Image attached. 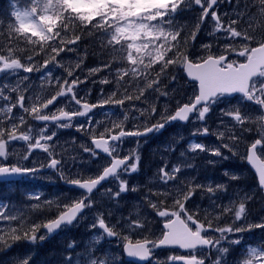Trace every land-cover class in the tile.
Returning <instances> with one entry per match:
<instances>
[{
	"label": "snow or ice",
	"instance_id": "6c2138e0",
	"mask_svg": "<svg viewBox=\"0 0 264 264\" xmlns=\"http://www.w3.org/2000/svg\"><path fill=\"white\" fill-rule=\"evenodd\" d=\"M218 0H28L30 7L20 9L13 4L14 11L11 16L15 18V24L9 25V35L12 31L20 36L29 45L39 44V51L35 49L27 50L29 54L24 57L22 62L21 57L15 53L18 51L23 54L26 49L7 47L0 48V75L10 74L18 75L19 70L24 73H32L34 70L40 72L41 69H47L49 63L58 62L56 57L65 50V46L76 44L81 39V35H93L100 33L107 37V45L111 46L115 52L121 53V56L114 59H126L132 67L118 68L116 80L117 89L111 95L102 100L99 104H89L84 101L83 97L79 99L73 88L77 86L78 81L72 80L71 83L67 79L60 84L59 90L50 98H43L39 95L25 106V95L20 91L19 84L10 89L11 92H18L15 102L9 103L5 107H0V158L7 160L9 156V146L12 141H25L27 144L26 154L22 157L28 159L32 150L42 149L49 154L50 161L47 167L60 171L61 178L65 179L70 185L78 186L80 189L86 190V193L72 203L63 204L54 219L48 220L43 224L46 230L45 235H40L39 240L43 241L45 236H51L57 230L62 228H70L74 223H78V217L85 209H91L94 206V200L91 194L97 186L106 181L109 177L120 180V175L130 174L138 170L140 156L133 151L131 154L120 158L119 144L122 143L124 137H141L147 136L149 133L159 132L164 129L166 124L173 121L187 122L190 116L195 114V119L204 121L212 107L219 103H224L228 97L239 94V103L251 102L259 106L262 113L256 120L250 116L242 114L239 104L233 108L224 111L223 114L231 117L237 125L243 126L246 123H257V132L259 138L255 139L247 148L246 159L252 163L259 174V185L264 188V161H261L257 155L259 150L264 153V35L255 36L249 35L246 30H237L234 25L237 20H229L227 25L221 21V17L217 15L214 6ZM262 7L260 12L264 14V0H259ZM231 3V0H229ZM193 6H199L201 15L195 25L194 30L185 33L181 37V27L174 24L177 11L183 12ZM215 21V31L223 29L227 33V38L231 41L226 43L223 50L217 49L218 54H213L211 49L213 45L208 44L203 47L207 49L205 55L200 56L195 61L189 59L187 45L189 40H195L196 32L199 25L204 22L209 16ZM35 38V39H34ZM239 38V40H237ZM123 42V43H122ZM240 46L237 47L236 44ZM116 46H119L117 48ZM73 49L69 48L68 51ZM6 51V54H5ZM44 53L45 59L42 63L34 64L33 56ZM135 53V55H134ZM235 55L242 57L243 62L236 59H229V56ZM155 65H160L155 71V76L152 77V69ZM110 65H105L109 67ZM169 66L183 67L187 75L198 83L196 94L190 99V102L179 105L171 114L167 113V109L160 115L159 120L148 126L144 124L143 130L125 131L123 121L128 120V115L123 116V121L112 123L111 127H104L99 133V138L90 132L92 143L95 149L102 150V153L109 157V165L104 167L102 172L94 178L89 177L68 179L63 171L58 169L61 165V160L55 158L53 152L49 151L47 141H52L56 135L52 132L50 135H44L46 128H41L36 133L38 138L33 141L32 127L29 125L26 130L23 129L27 124L24 116L21 115L15 119L12 116L13 110L19 107L23 113H28L32 119L43 122H53L55 126L68 128L72 126V119L75 117H88L86 124L88 128H92V120L89 113L97 107H103L107 104L124 105L125 101L133 99L139 100L144 95L145 89H153V85H157L154 90L160 92L161 95L167 96L168 92H161L160 76L169 68ZM79 67V65H77ZM98 69H92V72ZM68 76H72V70H67ZM46 76H51V71L45 73ZM125 76H130L129 81L121 83ZM152 77V78H150ZM140 78L144 80V87H139ZM28 80L27 76L22 78ZM175 80V76L171 77ZM132 81H136L139 95H133L128 92V86ZM82 83V81H80ZM103 83H108L104 80ZM65 85L67 89L65 90ZM7 85H0V100L8 101L9 96L5 95ZM123 89L120 96L117 97V92ZM26 91V89H25ZM135 91V89L133 90ZM68 97L69 102H74L79 108L72 111H64L57 108L51 114L45 113L43 110L49 109L50 105H54L58 97ZM140 115H145L147 111L149 116L156 114V106L153 104L149 109L138 110ZM9 121L8 126H5L4 121ZM19 120V123H16ZM67 121L66 123H60ZM99 124V122H97ZM116 128L119 132L112 134ZM78 130H87L85 124H80ZM244 131H252L251 128L243 129ZM202 134H208L209 129L204 127L199 130ZM230 135L228 139L233 144L239 140L232 129H228ZM107 134V138H106ZM195 135V133H194ZM224 133L220 132L218 138L223 139ZM45 141V143H41ZM110 142L111 145H110ZM192 151H208L213 156L228 159L223 155L221 148L227 149L233 155H236L235 149L229 143H222L216 148H207L202 143H190ZM95 149L84 148L85 152H91L92 156H97ZM115 153V155H113ZM183 155V153H181ZM129 160L133 162L128 163ZM215 163V161H209ZM186 167H194L192 164H187ZM167 165L159 169V180L162 184L167 185L169 181H176L177 174L181 172L179 164L174 165L170 170H166ZM36 167H25L20 165H10L0 162V178L7 180L13 176H24L37 173ZM225 175H228L227 170ZM231 179H238L236 175H232ZM128 184L125 180H120L119 190L115 193L111 189H107L108 193L113 198H117L121 193L128 191ZM136 191L135 188L131 189ZM197 190L215 196L218 190H225V185L217 184H200L193 183L191 180L185 185H173L171 190L166 189L164 192H151V196H163L165 199L172 198V204L169 207H164V200L157 202L149 201V206L156 210L159 217H166L167 220L163 224V229L159 238L152 240L144 238L133 242L128 236L123 235L120 231L115 230L116 224L106 222L103 213L98 214L93 224L92 229L102 230L94 234L89 240L90 247L86 249L89 259L86 264H122L116 255L108 253L103 258L95 256L96 251H103L97 246L102 245L108 238L120 237L123 243V252L129 258H139L141 261L155 260L154 250L161 247L178 246L180 249L192 250L189 255L169 256L168 261H183L184 264H205L206 259H211L213 249L217 255L211 264H226V257L229 253V248L233 245H240L243 237L230 239L231 235L236 233L250 232L255 229H264V219L259 223H251L247 220L245 200H250V196H245L237 204L231 202L229 206H225L211 219L207 215L203 221L197 219L198 213H189L185 207L187 201L196 193ZM37 201L40 200V195L36 194L32 197ZM53 201H45V206H52ZM6 205L0 202V220L18 221V227L11 228L8 233L0 235V247L8 244V240L19 241L25 239L32 244L37 242V232L41 225L36 223H28L26 217H18L14 215H5L3 209ZM33 209L41 208L40 204L31 206ZM57 208L61 206L56 205ZM169 208L176 209L170 211ZM162 209V210H161ZM229 213L232 214V223L225 226H214V221L219 220ZM136 219H131L129 216L127 228L129 230L144 228L139 213H134ZM239 221L244 223L237 224ZM209 232L218 233V238L208 235ZM221 241H227L229 247H222ZM68 249H75L76 242L71 241L67 245ZM207 249L208 256L198 258L194 254L197 249ZM246 253L245 258L238 264H264V242L256 245L247 244L244 247ZM20 264H29L28 258H25ZM66 264H81L80 259L73 261L71 255L66 257ZM156 264H159L156 261Z\"/></svg>",
	"mask_w": 264,
	"mask_h": 264
},
{
	"label": "trees",
	"instance_id": "16d2710c",
	"mask_svg": "<svg viewBox=\"0 0 264 264\" xmlns=\"http://www.w3.org/2000/svg\"><path fill=\"white\" fill-rule=\"evenodd\" d=\"M13 4L20 9L30 7L28 0H0V48H5V50L7 47L26 49L23 54L18 51L15 53L24 62V57L29 54L27 50L35 49L39 51L40 45L27 44L23 36L16 34L14 31H12L11 36L9 35V25L15 24V18L11 16V12L15 10ZM261 7L262 5L259 0H231V3H229V0H219L216 10L217 15L221 17V21L225 26L229 20H237V24L234 25L237 30H246L249 35L259 37L264 35V14L260 12ZM200 15L201 10L199 6L185 9L183 12L177 11L174 24L181 27V37H184L185 33L194 30ZM209 17L210 13L204 22L199 25L195 40H189L187 45L189 59L193 61L206 54L207 49L203 47L204 45H213L211 49L212 53L218 54V48L223 50L224 45L231 42L223 29L220 32L208 30V19L214 26V30L216 27L215 21ZM215 32L223 35V38L219 37ZM107 39V37L100 33L81 35V39L76 44L66 45L65 50L56 57L58 64L56 62L49 63L47 69H41L40 72L34 70L32 73H24L22 70H19L18 75L9 74L12 76V79H8V82L4 84L0 82V85H7L5 95L9 96V100H0V107H5L9 103L15 102L18 92H11L10 89L17 86V84H19L22 94L25 95V106H29L37 95L41 96L42 99L50 98L60 88V84L57 83L58 79L61 83L65 79L69 83L72 80H77V86L73 88V91L76 92L78 99L83 97L84 101L89 104H99L102 100L107 99L117 89V69L132 67L126 59H114V57L121 56V53L115 52L111 46H108ZM236 46L239 47L240 44L237 43ZM116 47L119 48V46ZM69 48L73 50L68 51ZM229 57L240 62L242 60L241 57H237L234 54ZM43 59H45L44 53L34 55L33 63H42ZM106 64L110 66L105 67ZM159 67L160 65H155L151 70L152 77L155 76V71ZM92 69L98 70L92 72ZM49 70L51 71V76H46L45 73ZM67 70H72V76H68ZM24 76H27L28 80H23ZM172 76H175V80L171 79ZM129 79L130 76H125L121 83L129 81ZM104 80H107L108 83H103ZM144 83L143 78H140L139 87H144ZM156 87L158 86L153 85V89H145L144 95L139 100H126L122 106L107 104L93 109V112L89 116L92 120V128L87 127L86 120L88 117H86L80 122L85 124L87 130H78V124L71 129L58 131L53 137V144L49 146V151L53 152L55 158L61 160V170L65 177L68 179L94 178L102 172L104 167L109 165L108 159L102 158L99 155L94 157L91 152L84 151L85 147L93 149L91 143L92 136L89 135L90 132H94L98 138L99 133L103 131L104 127H111L112 123L123 121L125 114L129 117L127 121H123L125 131L136 130L138 127L139 130H143L142 126L144 124L151 126V124L156 123L165 109H167V113L165 114H171L179 105L189 102L194 96L191 93L192 86L187 83L184 75V68L180 66H169L165 73H162L160 76L159 87L161 92H168L167 96L156 92L154 90ZM66 89L67 85H65ZM134 89L135 91H133ZM122 91L123 89L121 88L117 92V97L120 96ZM128 92L133 95H139L136 81H132L128 86ZM58 99L59 101H64L63 96L58 97ZM231 101L239 102L240 98H235ZM153 104L157 110L154 116H149L147 111L145 115H140L138 110H147ZM241 104L243 105L242 114L250 116L253 120H256L262 114L256 106L247 103ZM76 106L78 105L70 103L68 99L66 100L67 111L70 109L74 110ZM21 115L27 121V124L21 130H26L32 122V117L28 113H23L19 107L13 110L12 116L14 119ZM0 119H4V117L0 116ZM205 119L206 124L209 125V132L208 134L201 133L200 136L197 135L196 139H199L200 143L205 145V147H209L212 144L216 148L222 143H229L236 149V155H233L227 149L221 148L223 155L228 154L229 158L220 160V158L211 155V161H215V163H207L204 161L206 156L204 151L200 152L199 155L189 153L186 147L187 143H190L194 139V137L190 136V130L188 129L190 125L166 124L162 133L157 135L154 133L147 140L137 137H124L122 139L124 150L130 153L135 151L140 156L138 170L122 175L123 180L127 181L129 190L121 193L119 197L113 198L107 189H111L112 193L118 191L121 179L119 181L113 179L107 185H103L99 191L92 195L94 206L86 210L85 215L79 223L70 228H65L57 237L51 240H48L46 236L43 241L39 240L40 235H45L43 224L50 219H54L58 212L62 210L63 204H70L81 198L84 194L67 188L66 184L68 183L65 179L61 178V174L56 176V180L53 179L50 175L53 171L56 172L57 170H49L50 172L48 173L37 172L32 174L35 175L34 179L29 180V177H27L15 184L0 183V202L6 205L3 209L5 215L23 216L27 218L29 224L34 222L41 225L40 230L37 232V242L35 244L25 239L19 241L8 240L7 245L0 247V264H20L25 258H28L29 264H66V257L69 255L73 257V261L76 259L87 260L89 257L86 249L90 247L89 240L94 234L100 232L98 228L92 229L90 226L93 224L95 217L100 213H103L106 222L110 226L116 224L117 228L115 230L120 231L123 235L126 234L133 242L144 238L155 240L160 237L163 231L162 224L165 222L166 217H159L156 210L149 206V201L158 203L160 200H164V207H169L172 204V198L168 197L165 199L163 196H151V192H164L166 189L171 190L173 185L181 183L186 185L190 180L194 184L200 183L206 185L211 183L213 186L223 184V180H226L223 176L226 175H220V171L223 170V166L225 165L227 167L232 166V171L240 173L239 179L230 178L231 180L228 182V195H223V192L218 190L215 196H211V194L197 190L191 199L187 201L185 207L189 213H198L197 219L203 221L205 215L211 219L223 207L229 206L231 202L235 201L238 204L242 199L229 195L235 194L236 188L248 184L249 188H253L254 191L248 195L251 199L244 201L247 205V220L251 223L261 222L264 219V195L258 188L254 175L245 165L244 159L248 146L255 139L259 138L257 123H246L242 127L234 123L235 128L232 131L239 137V140L233 144L228 139L229 132L224 133L223 140L218 138L216 126L219 124L213 110L208 113ZM4 123L7 127L9 121L5 120ZM16 123H19V120H16ZM203 128L197 124L194 131H199ZM246 128H251L252 131H244L243 129ZM119 130V128H116L112 134L119 132ZM205 135H209L208 139L204 138ZM11 143L15 145L20 143L22 155L26 154L27 142L12 141ZM183 151L184 153L181 155ZM37 154L36 152L28 157L31 158ZM19 161L21 163L25 162L22 159H19ZM49 161V154L42 152L35 167L39 170H44L46 167L41 166L47 165ZM189 163L194 165V167H186ZM177 164L181 166V172L177 174L176 181H169L167 185L162 184L159 180V169L167 165L166 170H170ZM57 173H60V171H57ZM133 188L136 191H132L131 189ZM36 194L40 195L39 201L32 199ZM45 201H53L54 203L52 206H45ZM34 204H40L41 208L33 209L31 206ZM57 204L61 207L57 208ZM169 210L174 211L176 209L169 208ZM134 213H139L144 223V228L134 230L127 228L129 216H131V219L137 218ZM213 223L214 226L221 227L230 224L232 223V214L229 213L223 216L219 222L214 221ZM241 223H244V221L237 222V224ZM14 227H18V221L0 220V235L8 233ZM255 230L257 229L254 228L250 233H254ZM208 235H214L211 237L216 238L219 236L215 232H209ZM71 241L76 242L75 249L67 248V245ZM120 241L124 242L120 237H115L112 243L106 239L102 245L97 246L98 248H102L103 251H96L95 256L103 258L105 254L111 253L114 250V254L121 257ZM231 247L233 251L238 248L237 245ZM214 251L213 249L211 259H208L206 264H211V260H214ZM174 255L178 254L173 250L161 251L156 254L154 262L150 264H156V261L159 264H173L167 260L160 261L158 258H167V256ZM206 256H208L207 251ZM121 262L122 264H127L124 261L123 255Z\"/></svg>",
	"mask_w": 264,
	"mask_h": 264
},
{
	"label": "rangeland",
	"instance_id": "374dc122",
	"mask_svg": "<svg viewBox=\"0 0 264 264\" xmlns=\"http://www.w3.org/2000/svg\"><path fill=\"white\" fill-rule=\"evenodd\" d=\"M214 10H216V8ZM216 12H217V10H216ZM210 17H211V13H210ZM207 24L209 25V27H208L209 29L208 30L215 31L214 30V26L212 25V23L210 22L209 19H208ZM215 34H217V33L215 32ZM217 35L219 37L223 38V35H221V34H217ZM241 62H243V58H242ZM0 77H1L0 78L1 84H4L5 82H8V79H12V76H10L9 74H3V75H0ZM196 91H197L196 86L192 85L191 93L193 95H195ZM63 98H64L63 99L64 101H59V99H58L57 101L54 102V105H50L49 109H46L44 112L48 113V114H51V112L56 111L57 108L63 109L64 111H67L66 110L67 109L66 100L68 99V97L63 96ZM72 104H75V103L72 102ZM238 104H239L240 110H242L243 109V105L241 103H239L237 101L233 102V101H231V99L227 98L224 103H219V104H216V105H214L212 107L211 111L213 110V112L217 116V122L219 124L218 126H216L217 127V134H219L220 132L227 133L228 129H234L235 128L234 123H236V122L231 117L224 115L223 112L227 111L230 108H233L234 106H237ZM76 108H79V106H76ZM215 110H216V112H215ZM68 111H71V109L68 110ZM83 118H86V117H83ZM205 120L204 121H200V120H197V119L193 118L192 123H191L190 127L188 128L190 130V136L192 138L194 137V140L192 142H190V143H199V142L195 141L196 136L197 135L198 136L201 135V132L194 131V129L196 128L197 124H199V126H201V127L209 128V125L206 124ZM60 123H66V122H60ZM71 123H72V126L68 127V128L57 127L55 125L51 126V128H52L53 132L54 131H63V130L71 129L75 125L82 124V122H80L79 118L76 119V120H73ZM30 126L32 127V133H31V135L33 136V141L32 142H34L35 138H38L36 136V133L42 127L39 126V121H36L34 119H32V122H31ZM43 128L51 130V128L48 127V126H43ZM194 133H195V135H194ZM44 135H49V132L48 133H44ZM208 137H209V135H205L204 136V138H207V139H208ZM258 137H259V134H258ZM27 143H29V142H27ZM190 143H187V146H186L188 152L193 154V155H195V154L199 155L200 152H202V151H200L198 149L195 150V151H192L190 149V147H189ZM122 144L124 146V143H122ZM207 148H215V147H214V145L210 144L209 147H207ZM36 152L38 153L37 155L32 156L31 158L28 157V159L25 160V159L22 158L24 155H22V150H21L20 143H18V145L17 144L15 145V144L11 143L10 146H9V156H8V158H13L17 162H18L19 159H22V160H25V164H24L25 167H30V165H34V167H35V165L39 161V157L41 156L42 152H44V151L42 149H34V150H32L31 154L36 153ZM125 153H126V155L131 154L128 151L125 152ZM182 153H184V151ZM204 153L206 154L204 161H206L208 163L209 161H211V155L212 154L210 152H208V151H204ZM224 155L229 158L228 154H224ZM218 158H220V160H223L221 157H218ZM227 172H228V175H226L227 177L223 176V177L226 178V180H223V185H225V190H220L221 192H223V195H228V193H227V191H228V182L231 180L229 174L230 175H236V176L240 175V173H237L236 171H232L231 172V171L228 170ZM220 175H225V171L221 170L220 171ZM43 176H45V175H43ZM120 176H121L120 179L123 180L122 175H120ZM235 191H236L235 194L229 195V196H234V197L237 196V197H240L242 199L245 196H248L254 190H253V188H249L248 184H245L243 187L236 188ZM124 235H126V234H124ZM211 236H214V235H211ZM240 236H242L244 239H243V241L241 242L240 245H237L238 248L235 251H233L232 247L229 248V253L227 254V257H226V264H238V262H242L243 259L246 256V253L244 252L245 245H247V244L256 245L257 243L264 242V229H257V230L254 231V233H250V232H247V233H236L234 235H231L230 239H235V238H238ZM113 240H115V237L110 238V242L111 243L113 242ZM123 243L124 242L120 241V245L121 246L123 245ZM221 246L222 247H229L227 241H221ZM155 250H154V253H156V251L159 253L158 250H156V251ZM111 254L116 255L117 258L121 261L122 255L120 257L119 255L114 254V250L111 251ZM195 255H197L198 258H202V257L206 256V251L200 250L199 252H196ZM216 255H217V252L215 250L214 253H213L214 259L216 258ZM175 256H179V255H175ZM155 258H156V256H155ZM158 259H160V261H166V260L168 261V256H167V258L166 257H162V258H158ZM87 260H83V259L80 260L81 264H86ZM207 261H208V259L205 260V264L207 263ZM152 262H154V261H152ZM168 262H170V261H168ZM175 262L176 261L170 262V263L174 264Z\"/></svg>",
	"mask_w": 264,
	"mask_h": 264
},
{
	"label": "water",
	"instance_id": "95a60500",
	"mask_svg": "<svg viewBox=\"0 0 264 264\" xmlns=\"http://www.w3.org/2000/svg\"><path fill=\"white\" fill-rule=\"evenodd\" d=\"M218 3V2H217ZM216 6V5H215ZM214 6V7H215ZM184 74H185V77L187 78V80H188V82H190V83H195L196 84V86H197V88H198V83L197 82H195V81H193L188 75H187V73H186V71L184 70ZM235 97H240L239 96V94H235V95H233L232 97H229V98H235ZM247 103H251V102H247ZM91 113H89V115H90ZM194 115V114H193ZM193 115H191L190 116V119H189V121H187V122H183V121H173V122H171L170 123V125H175V124H181V125H187V124H189V122H190V120H191V118L193 117ZM74 119V118H73ZM61 122H67V121H61ZM161 131H163V129L162 130H160V132ZM154 133V132H153ZM153 133H149L147 136H141V137H139V138H142V139H145V138H148V137H150ZM110 143H112V142H110ZM92 145L94 146V149H95V145L92 143ZM258 149H259V147H258ZM95 151L98 153V154H100V155H102V156H104V157H106V158H109L108 156H107V154H104V153H102V150H99V149H95ZM248 154V153H247ZM257 155H258V151H257ZM258 157H259V159L261 160V161H263L261 158H260V156L258 155ZM131 162V160H129L128 161V163H130ZM246 164L249 166V168L251 169V171L254 173V175L256 176V178H257V181H258V185H259V174H258V172L256 171V168L252 165V163H250L247 159H246ZM60 165H58L57 167H59ZM48 169H51V168H46V170H48ZM54 170V169H53ZM22 179V176H13V177H10V178H8L7 180H4V179H2V178H0V183H2V182H12V181H20ZM112 179V177H109L106 181H104V182H102L101 183V185H99V186H97V189H95V190H93V193L94 192H96L97 190H99L103 185H105L107 182H109L110 180ZM66 186L68 187V188H70V189H74V190H78V191H82V192H84V193H86V190H83V189H80L78 186H75V185H70V184H66ZM259 188H260V190L263 192V195H264V188H261L260 187V185H259ZM92 193V194H93ZM86 210V209H85ZM85 210L80 214V216L85 212ZM79 216V217H80ZM78 217V218H79ZM162 228H163V226H162ZM164 230V229H163ZM43 231L44 232H46V230L43 228ZM61 230H57L56 232H54L51 236H48V239H51V238H53V237H55L59 232H60ZM159 250H177V251H179L180 253H181V255H185L186 256V254H189L190 253V251H192V250H185V249H180L178 246H173V247H161V248H158ZM197 250H199V248L197 249ZM205 250H207V249H205ZM196 251V250H195ZM123 255H124V259H125V261L126 262H128V263H133V264H148L150 261H151V259L150 260H148V261H141L139 258H129V257H127L126 256V254L123 252ZM176 264H184V262L183 261H176L175 262Z\"/></svg>",
	"mask_w": 264,
	"mask_h": 264
},
{
	"label": "flooded vegetation",
	"instance_id": "af4514ba",
	"mask_svg": "<svg viewBox=\"0 0 264 264\" xmlns=\"http://www.w3.org/2000/svg\"><path fill=\"white\" fill-rule=\"evenodd\" d=\"M72 111V110H71ZM80 119V121L83 119V117H76V118H74V119H72V121L73 120H76V119ZM55 124L53 123V122H43V121H39V126L40 127H42L43 128V126H48V127H50L51 128V126H54ZM49 132V135L53 132V130H52V128H51V130H49V129H46V131L44 132V133H48ZM55 133H57L58 131H54ZM42 143H45V141H41ZM123 143V142H122ZM122 143H120L119 144V152H120V158H123L124 156H126V151L124 150V146H123V144ZM47 144L50 146V145H52L53 144V140L52 141H47ZM92 148L94 149V146L92 145ZM113 155H115V153H113ZM259 156L263 159V161H264V153H262L260 150H259ZM0 162H3V163H5V164H10V165H20V166H24V164H25V162L24 163H21L19 160H18V162L17 161H15L13 158H7V160H3L2 158H0ZM61 166H62V164H61ZM61 166L59 167V169H61ZM30 167H34V165H30ZM223 170L224 171H228V167L227 166H224L223 167ZM58 171V170H57ZM56 171V172H57ZM40 172H42V170H39L38 171V173H40ZM50 172V171H49ZM56 172L55 171H53L52 173H51V177H53V179H55L56 180V176L57 175H60V173H57L56 174ZM48 173V172H47ZM34 176L35 175H32V174H30V175H24L23 176V178H27V177H29L30 179L31 178H34ZM239 178H240V175L238 176ZM238 178V179H239ZM8 184V183H7Z\"/></svg>",
	"mask_w": 264,
	"mask_h": 264
},
{
	"label": "bare ground",
	"instance_id": "6f19581e",
	"mask_svg": "<svg viewBox=\"0 0 264 264\" xmlns=\"http://www.w3.org/2000/svg\"><path fill=\"white\" fill-rule=\"evenodd\" d=\"M176 125H181V124H176ZM181 126H189V124H187V125H181ZM137 138H139V137H137ZM139 139H142V138H139ZM142 140H144V139H142ZM106 158V157H105ZM106 159H108V161H109V158H106ZM47 168V167H46ZM45 168V169H46ZM160 168V167H159ZM257 180V179H256ZM257 185H258V181H257ZM258 188H259V185H258ZM260 189V188H259ZM81 220V218H78V221H80ZM79 223V222H78ZM78 223H74V224H78ZM154 261V260H153Z\"/></svg>",
	"mask_w": 264,
	"mask_h": 264
}]
</instances>
